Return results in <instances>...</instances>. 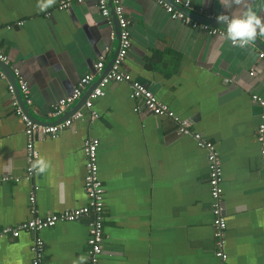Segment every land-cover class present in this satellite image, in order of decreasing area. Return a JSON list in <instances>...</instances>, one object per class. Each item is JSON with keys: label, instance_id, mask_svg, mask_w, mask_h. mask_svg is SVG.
Here are the masks:
<instances>
[{"label": "crops", "instance_id": "1", "mask_svg": "<svg viewBox=\"0 0 264 264\" xmlns=\"http://www.w3.org/2000/svg\"><path fill=\"white\" fill-rule=\"evenodd\" d=\"M61 1L41 10L45 0H0V51L25 79L32 100L26 108L43 124L58 120L50 116V105L70 94L80 77L91 73L94 84L109 71L119 46L116 22L100 14L97 0L59 11ZM189 1L188 12L214 26L218 15L249 8L264 23V0ZM121 3L131 33L123 68L211 142L219 157L228 264H264V155L257 141L264 106L251 99L264 101V63L258 59L264 34L258 30L253 42L231 47L224 37H207L171 20L153 0ZM101 54L105 68L97 73L93 65ZM0 73V179L11 178L0 182V230L86 206L83 145L97 139L104 187L99 264H221L212 239L208 152L179 135L171 120L135 113L127 83L105 88L93 104L97 119L83 110L84 118L72 127L35 143L38 159L49 166L32 179L38 189L31 206L24 125L11 105L19 100L7 90L6 71ZM81 107L77 102L64 116ZM91 221L58 223L38 233L43 264H85ZM34 238H0V264H30Z\"/></svg>", "mask_w": 264, "mask_h": 264}, {"label": "built area", "instance_id": "2", "mask_svg": "<svg viewBox=\"0 0 264 264\" xmlns=\"http://www.w3.org/2000/svg\"><path fill=\"white\" fill-rule=\"evenodd\" d=\"M84 0H62L57 6V10L66 11L73 3L82 4ZM169 15L171 20L180 22L183 26L189 27L194 30L203 32L207 37H224V25L222 28L211 26L206 23H201L193 18L185 15L181 10L175 8V5L182 9L189 10L191 3L189 0H171V3L165 0H153ZM114 16L117 21L119 29V46L115 57L112 60L109 71L102 74L96 86L87 94L85 101L82 104V110H76L72 114L64 116L65 112L82 98L83 92L91 87L93 83V75L91 73L85 74L79 78L77 83L73 86L70 94L53 102L49 107V114L52 117L58 118L52 124H43L33 121L23 109L18 105L17 101L13 99L11 105L14 108L16 116L22 121L24 125V136L26 139L25 144V176L27 181H30L31 191L29 195V203L31 206L35 202V193L38 187L33 184L32 179L36 174V170L32 168V164L38 159V152L35 149V143L42 138H55L63 130L72 127L73 123L82 120L85 116L84 111L87 112L90 120L98 118L97 113L93 110V104L97 99L104 97L105 88L110 83H127L130 88V99L135 102V113H147L154 117L166 118L171 120L176 125V132L182 136H190L196 142V145L205 149L207 153V169H208V186L210 189V196L213 201L212 204V239L215 246V257L221 264H228V257L224 252L225 235H226V214L221 207L222 195V170L220 161L213 144L205 140L201 135L193 133L190 130V123L187 120L181 119L176 116L167 104L162 103L150 90H148L140 82L133 80L130 74L123 68L125 59L131 48V33H130V20L126 17L121 0H111ZM97 7L100 14L108 18L110 10L107 6L106 0H97ZM17 26L22 23L18 22ZM8 27L7 29H9ZM229 42V41H228ZM264 42V40H263ZM231 47L243 48L244 46ZM258 59L264 63V52L258 53ZM0 62L9 65V59L0 51ZM14 77L16 86L20 95L23 97L25 106H31L32 100L30 92L25 79L22 77L19 70L15 67H9ZM105 68L104 55L101 54L97 62L93 65V70L97 73L103 72ZM253 76V72L249 73ZM0 77L4 78L0 73ZM10 94H14L15 87L10 83L7 86ZM252 101L257 102L259 105L264 106V101L257 95H252ZM84 110V111H83ZM257 141L260 145V153L264 155V117L261 124L257 129ZM97 139H89L84 142L83 153L85 156V177L83 181V188L87 198V205L73 210L63 211L59 214L49 215L44 218H32L15 228H2L0 230V238L11 236L16 239L21 233H32L35 238L30 247L31 263L30 264H43L44 244L38 233L50 229L58 223L75 222L85 217H91V222L88 227L87 239V253L85 256V264H99V258L102 254V245L104 242V187L98 176L97 164ZM11 180L9 177L0 179L1 183ZM18 182V179L14 180Z\"/></svg>", "mask_w": 264, "mask_h": 264}, {"label": "clouds", "instance_id": "3", "mask_svg": "<svg viewBox=\"0 0 264 264\" xmlns=\"http://www.w3.org/2000/svg\"><path fill=\"white\" fill-rule=\"evenodd\" d=\"M53 0H45L39 5L41 10L49 7ZM218 23L224 25V36L233 46H244L254 41L257 31L264 34V23L251 8L239 15L220 14L216 17ZM45 159L40 158L33 162L32 168L44 173L48 168Z\"/></svg>", "mask_w": 264, "mask_h": 264}, {"label": "water", "instance_id": "4", "mask_svg": "<svg viewBox=\"0 0 264 264\" xmlns=\"http://www.w3.org/2000/svg\"><path fill=\"white\" fill-rule=\"evenodd\" d=\"M165 1H167V2H169V3H171V4H173L172 2H171V0H165ZM108 4H109V10H110V17H112V19H114V21L116 22V31H117V36H118V34H119V29H118V26H117V21H116V18H115V16H114V12H113V8H112V6H111V3H110V0H108ZM174 6H175V8L176 9H178V10H181L185 15H187V16H189V17H193V19L194 20H196V21H198V22H201V23H206V24H209V25H211V26H214L212 23H211V21L209 20V19H203L202 17H201V19H203L202 21H199L200 20V17H198V16H196L195 14H191V13H189L188 12V10H185V9H182V8H180L179 6H177V5H175V4H173ZM199 19V20H198ZM215 26H217L218 28H221L222 27V25L220 24V23H216V25ZM261 45V44H260ZM262 46V45H261ZM262 49L264 50V46H262ZM111 64H112V61L110 62V64H109V69H110V67H111ZM0 68L5 72L6 71V73H7V77H8V79H9V82L15 87V96L18 98V100H19V105H20V107L23 109V111H24V113L25 114H27L33 121H35V122H37L31 115H30V113L28 112V110H27V108H26V106H25V104H24V102L22 101V98H21V95H20V93H19V91H18V88H17V86H16V83H15V80H14V77H13V75H12V72H11V70H10V68H9V66H7V65H5V64H3V63H1L0 62ZM96 84H97V82L96 83H94V84H92L93 85V88L96 86ZM91 85V86H92ZM86 95V94H85ZM87 96V95H86ZM86 96H82V98L78 101V103H80L81 105L83 104V102L85 101V99H86ZM77 105V104H76Z\"/></svg>", "mask_w": 264, "mask_h": 264}]
</instances>
